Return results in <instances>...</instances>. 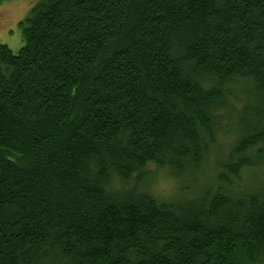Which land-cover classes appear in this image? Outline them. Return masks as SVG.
<instances>
[{"label": "trees", "instance_id": "trees-1", "mask_svg": "<svg viewBox=\"0 0 264 264\" xmlns=\"http://www.w3.org/2000/svg\"><path fill=\"white\" fill-rule=\"evenodd\" d=\"M18 26L0 264H264V0H40ZM151 167L191 183L160 200Z\"/></svg>", "mask_w": 264, "mask_h": 264}, {"label": "rangeland", "instance_id": "rangeland-1", "mask_svg": "<svg viewBox=\"0 0 264 264\" xmlns=\"http://www.w3.org/2000/svg\"><path fill=\"white\" fill-rule=\"evenodd\" d=\"M40 0H6L0 3V44L6 45L13 53H17L22 47L21 29L18 23L22 21L30 9ZM233 135H228L219 139L216 149L219 153L225 154L228 145L232 142ZM210 164V165H209ZM209 168L204 167L202 172L205 176L212 175L211 167L213 160L208 162ZM148 191L163 201H173L182 196V190L191 183V175L186 174L181 180H176L170 176L167 169H149ZM195 180L200 181L197 176ZM206 178V177H205Z\"/></svg>", "mask_w": 264, "mask_h": 264}]
</instances>
